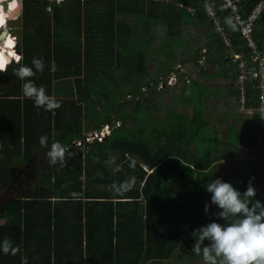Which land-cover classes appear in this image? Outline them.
I'll list each match as a JSON object with an SVG mask.
<instances>
[{"label":"trees","instance_id":"trees-1","mask_svg":"<svg viewBox=\"0 0 264 264\" xmlns=\"http://www.w3.org/2000/svg\"><path fill=\"white\" fill-rule=\"evenodd\" d=\"M71 1L76 2L72 3L75 4V7H68V9L78 8L81 10V0ZM106 1L107 8L105 10L112 11L109 15L111 18L115 16L116 12L126 15L137 13L141 22L139 38L146 41V44H150V41L151 43L156 41L167 30L169 36L181 42L180 36L184 28L187 25H193L198 19L201 22L205 21L203 25L210 27L209 23H206L205 15L199 10L196 14L190 15L185 8L176 6L177 2L182 1L198 8V0H173L171 4L165 0ZM258 1L244 0V9H242L247 13ZM22 4L23 11L20 19L23 28V42L20 48L23 56L18 62L11 61L7 64V70L0 72V185L8 179L9 166L20 158L26 160L33 155L32 147L38 143L41 134H47L48 140H50L53 130L58 129L56 122L52 123L50 116L45 117V113L51 115L52 110L46 111L43 108L37 110L33 101L22 95V81L14 74L13 68L20 64L28 65V61L32 60L34 56L42 57L36 53L37 50H47L46 60H50L56 55L60 42L56 40L54 41L56 45H52V37H55V23L61 19L66 7L54 6V13L45 16L41 10L51 4L49 0H22ZM176 9L179 10L176 11ZM30 17H33L35 22L32 23ZM38 19L44 20L46 23L43 25L42 21ZM152 20L153 23L151 24ZM189 20L190 22H188ZM223 23L232 36L233 47L231 48L223 42L220 33L214 27H212L214 31L206 32L205 30L204 34L209 41L204 44L208 43L211 51L210 54L207 53L209 55L207 61L214 65L215 59H218L219 70L217 73L215 72V75L221 74L234 82L236 88L230 92L240 101L241 91L236 84L239 68L238 63L233 60L232 53L240 52L248 60L250 56L232 16L225 13ZM164 28L166 29L163 30ZM160 29L161 32H157ZM137 33L135 32V35ZM262 34L264 35V11L257 20L254 30L259 45ZM42 35L48 37L41 39ZM30 42H32V47H29ZM161 43L162 41L157 40L155 45L161 46ZM204 44L194 48L189 60L182 58L181 62L185 65L179 63L178 58L173 53L174 49L179 48V44L168 50L162 48L161 51L164 53H159V56H166L164 58L166 67L161 68L162 74L167 78L170 76V71L177 73L176 80L185 83L181 90L187 96L184 100L189 103L200 102L198 112L195 105L193 106L194 113L192 122L189 124L190 129L184 127L183 122L176 120L178 126L169 134L170 149L168 150L167 146L165 148L163 145L161 147L162 153L158 149L151 153L150 148H148L149 144H146L147 141L139 137V131V136L132 138L118 134L123 131L122 124L119 126L120 129L116 135L109 140L97 141L95 146L88 150L86 158L80 152L67 155L68 151H65V160L57 167L58 174L54 178L48 177L46 180V184L55 191V197L59 199L57 202L51 200L50 193L40 191L28 199L17 197L9 204L7 211L0 215V217H5V221L0 224V238L7 237L14 245L19 246L15 255L0 253V264H3L5 260L6 264H20L18 258L21 255V248L23 249L28 238H35L37 229L42 240L41 246L38 244L37 247H40L49 258L48 262L44 258L41 264H165L169 258L175 257L174 254L178 258H182L184 254L193 255L192 258L189 256L186 258V264H195L194 260L197 257H202V255L192 252L195 239L192 230L210 220H220L219 217L213 215L218 209L210 203L211 194L206 191L204 185L224 172V160L231 156L232 148L237 146L240 140L236 123L228 122L227 137L223 140L224 146L222 145L218 151L216 149L213 153L209 147L221 139L215 137L211 139L207 136L206 139L201 138L203 141L202 148L200 146L194 151L188 150L192 142L191 139L198 137L199 131L209 125L208 120L200 121L201 117L205 115V109L209 102L202 101L203 97L200 101L197 92L199 89L206 91L210 88L206 85L200 86L197 83L202 77H208V74L203 72L204 67L198 64L201 57V47ZM158 46L155 47L158 48ZM144 52L140 53V66L145 70L144 59L146 54ZM229 61H233V64L230 65ZM178 65H183L187 69L186 72L181 74ZM50 69V67L48 69L45 66L41 72L39 71L40 78L38 80L41 81L38 82V86H41L42 82L43 85L45 83L46 93L52 95L53 74ZM34 73L36 74L38 71L34 70ZM158 79V77H153L150 85L156 86L159 82ZM256 83V79H251L245 84V103L248 108L258 104ZM215 89V95L219 96L218 89ZM220 93L224 94L221 91ZM57 100L61 102V99ZM139 102H142L141 97ZM61 111L60 107L55 109L56 113ZM68 113L70 114V112ZM71 114L76 116V119L74 117L67 124L68 130H64L63 138L60 140L63 144H71L75 137L82 134V106H78V110H73ZM251 116L250 118L264 126V121L259 120L256 114ZM126 118L127 115L122 120ZM261 137V134H250L245 146L249 147L256 143L262 144ZM184 139H188L187 142H184ZM225 151L228 156L223 158V153L220 152ZM129 154L131 158L127 157ZM132 155L143 160L152 169V172L148 173L142 163L134 159ZM95 159L97 160L94 161ZM112 159H114V164L121 167L113 170L112 166L108 164V161ZM106 161L108 166L105 164ZM130 164L134 166L130 167ZM236 173L239 175L244 173L245 175H240L239 180L236 181L226 173L223 180L230 181L234 187L241 191H244L251 183L256 189L255 198L264 202V167L257 165L250 173H248L247 167H241L236 170ZM129 178H134L131 187L126 184L119 187ZM97 184L100 187L95 189ZM113 184L117 185L119 190L112 189L110 186ZM75 191L78 194L73 195ZM261 191L263 192L262 196L258 193ZM112 198H117V202L114 203ZM206 202L209 203L207 213L204 211ZM59 204H64L68 210L79 213L77 215L79 223L70 226L77 235L74 236L76 244L69 251L70 254L74 255L70 257L73 262L65 261V257L59 248L58 231L56 227L53 230L52 226V218L56 210H59ZM82 210H84L83 216L86 215L83 223L81 221L83 218ZM116 210L140 211L131 217V214L118 213ZM98 211L99 213H95ZM92 218L96 219L92 220ZM176 218H180L189 231L188 236L183 241L180 239L182 231L175 222ZM36 220L41 221L37 224ZM39 225L41 226L38 227ZM49 253L52 254L49 256Z\"/></svg>","mask_w":264,"mask_h":264},{"label":"rangeland","instance_id":"rangeland-1","mask_svg":"<svg viewBox=\"0 0 264 264\" xmlns=\"http://www.w3.org/2000/svg\"><path fill=\"white\" fill-rule=\"evenodd\" d=\"M21 1L22 0H20V2ZM168 1L172 2L173 0ZM9 2L11 4H17L15 0H9ZM10 15L11 14L7 12V16L9 17L2 20L0 25V33L7 31V35L12 34L16 39V43L18 44V50L19 43L21 42V32L23 31L20 19L21 17H19V15L16 17H10ZM128 15L129 16H126L124 20L127 24L131 25V14ZM117 18H122V16H118ZM133 22V28L136 26L134 31L138 30V26L140 29L141 22L139 16H136ZM188 22H190V20ZM152 23L153 20L151 21V24ZM194 24L188 26L182 32V35L180 36L181 42L178 39H173L171 36H169V34H167V30L159 38V40L162 41L160 44L161 46L155 45L158 39L152 43L150 41V44H146V41H143L139 38L138 31V33L135 35L136 39H133L135 49H131V47H129V49L126 51L125 49H121V52H124V55L121 56L122 62H120L118 66L114 67L113 71L101 75V80H99V83L94 86V88L101 92V94L95 96L93 100L88 102V118L85 119L86 122L91 120H103L111 122L113 125H115L116 119H119L120 122H123V131L118 134H122L126 138H132L139 136V131V137H142L143 140L147 141L146 144H149L148 148H150L151 153H154L156 149L162 153L161 147L163 145L165 148L167 146L169 150L171 146L169 134H171L173 129L175 130L176 126H178L176 120L183 122V124H185L184 127L190 129L189 124L192 122L191 120L194 113L193 106L195 105L197 108L196 111L198 112L200 109V102L198 101L189 103L187 100H184L187 96H185L181 90L184 88L185 83L180 80H171L162 74L161 68L163 66L166 67V63H164V58L166 56H159V53H164L161 51L162 48L168 50L170 48H175L179 44V48L174 49L173 52L178 58V62L180 63L182 58L189 60L192 57L193 50L196 46H200V44H204L205 42L209 41L206 36H204V34H201V30H206V32L212 31L210 27L203 25V23L200 25ZM168 28L169 26L167 24V29ZM150 29H153V27H150ZM165 29L166 28L163 30ZM157 32H161V29L157 30ZM31 43L32 42H30L29 47H32ZM155 46H158V48ZM142 51H145L144 54H146L144 59V64L146 66L145 70L140 66V53ZM17 54L19 56V53ZM208 54H210V52ZM208 54H205V56L208 57ZM217 60L218 59H215L214 65H212V63H208L207 61L205 62V59L203 60V64L205 63L203 72L204 74H208V77L203 80L201 79L202 82L210 84L209 91L211 95L204 97L207 98V102H209L208 106H206L205 112L208 115L212 113V116L214 117L213 122L211 119H208L206 114L201 117L200 121H203V119L208 120L209 125L205 126L204 129L199 131L198 137L191 139L192 142L190 141L191 144L188 150L194 151L195 149H199L200 146L202 148L203 141L201 138L203 137L206 139L207 136V138L211 139H214L213 137L221 139V141L217 143L215 141V143L209 147L211 148L212 152H215L216 149L218 151V149L221 148L225 143L223 140H225V137H227L228 122H235L238 132L240 133L239 144L232 148L230 157H227L228 155L226 151L220 152L223 153V158H227L224 160V172L218 174V177L224 179L226 173H228L234 180L238 181L240 175H245L244 173L240 175L237 174L236 170L238 168L247 167L248 173H250L257 165L264 167V126L253 118H250L252 117L250 116V112L245 113L240 111L239 99L230 92L236 88L234 82L231 79H226L221 74L215 75V72L217 73V70H219V66H217ZM229 64L232 65L233 61H229ZM220 65L222 66V64ZM137 66L139 69L136 72ZM181 66V70H184V66ZM153 77L159 78V82L156 86H151L152 84L150 85ZM215 88L218 89L217 91L219 96L215 95ZM220 91L224 92V94L220 93ZM102 92L105 94L104 96H101ZM197 92L199 93V91ZM202 93L203 94L198 95L200 101L205 91ZM140 97L142 98L141 103L138 100ZM97 100H99V102ZM202 101L205 100L202 99ZM126 115L127 118L122 120V118ZM112 116L115 117L114 120H111ZM116 126L117 125L114 127ZM250 134H261L262 144L256 143L250 145L249 147L245 146L247 138ZM159 136L162 137L159 138ZM187 140L188 139H184V142H187ZM90 145L91 143L88 146ZM79 147L80 146H78V148ZM227 147L230 148V146ZM41 150H44V148L40 149V151ZM132 156L140 163L143 162V160L140 158L134 155ZM127 157L131 158V155L129 154ZM96 160L97 159L94 161ZM113 160L114 159L108 161V164L112 166L113 170H116L120 165L114 164ZM105 164L108 166L107 161ZM47 186L50 190H52L50 185ZM95 186L100 185L97 184ZM258 193L260 196L263 195L262 191ZM73 194L78 193L75 191ZM175 222L181 228L182 232L180 234V239L183 241L186 239V236H188V228L184 225L180 218H176ZM174 255L175 257L169 258L165 264H186V258H188V256L192 258L193 256L184 254L182 255V258H178L176 254ZM194 262L195 264H206V262L203 260V257H197Z\"/></svg>","mask_w":264,"mask_h":264},{"label":"crops","instance_id":"crops-1","mask_svg":"<svg viewBox=\"0 0 264 264\" xmlns=\"http://www.w3.org/2000/svg\"><path fill=\"white\" fill-rule=\"evenodd\" d=\"M49 2H51V4L47 5L41 10V12L45 14V16L52 15L54 13V9H53L54 6H63L66 8L63 10V15L61 16V19L59 18L60 20L57 23H55V26H56V28L54 29L55 37L54 36L52 37L53 39L52 45L54 46L56 45L54 42L56 40L60 42V44H58L56 55L51 57L50 60L49 59L46 60L45 58H47L48 56L47 50L41 49V50L36 51L37 54L42 55L44 64H46L45 65L46 68L49 69L50 67L51 69H54L52 70L53 78L51 82V86H52L51 94L56 99H61L59 107L62 111L60 113H56L55 109L52 110L51 115L45 113V117L48 118L50 116L49 118H51L52 123L56 122L57 128H58L56 131L53 130L52 138L48 141L49 143L53 141L60 142V140L63 138L62 134L64 133V130L65 131L68 130L67 124H69L73 120L74 117L76 119V116H73L71 112L73 110L77 111L78 106H82V113H83L82 134L79 137H75L72 140L71 144L66 143L67 144L66 145L61 142L60 143L65 148V151H68L67 155L80 152L81 155L84 158H86L88 150H91L92 147L95 146L96 142L92 143L90 146H88L89 144L88 145L85 144L83 146H80L79 148L75 146L76 145L75 142L78 140V138H81L82 135H84L86 132L91 131V130H97L98 128L102 126V124L106 122L103 120L102 121H92L91 120V121L86 122L85 119L88 118V112H87L88 105L87 104L90 100H93L95 96H98L99 94H101V92H99L97 89L94 88V86L99 83V80H101L100 76L106 74L107 72L113 71L114 67L118 66L119 63L122 62L121 56L124 55V52L122 53L121 49L122 50L125 49V51L128 50L129 47H131V49H135L134 44H133V39H136V36H135L136 30L134 31L136 26L135 28H133L134 27L133 20L137 16V13L135 14L132 13L130 15L131 25H129L124 20L125 17L129 15L116 12L113 18L109 17L112 11L105 10L107 8L106 0H81V5H80L81 10L78 8L71 9L72 7H75V4H72V3H76L75 1L49 0ZM165 2L170 3V4L172 3L171 1L169 2L168 0H165ZM198 3H199L198 8L191 4L187 5L182 1L177 2L176 6L177 7L179 6L180 8L181 7L185 8L190 15L196 14V12L199 10L202 14L205 15V18L207 20L206 23H209L211 27L210 29L214 31L212 28L213 26L211 25V23L209 22L207 18L205 8L203 6L202 1L198 0L197 4ZM20 5H21V12L20 14H18L19 17H21V14L23 11L22 1L20 2ZM68 7H71V8L68 9ZM177 10L179 9H176V11ZM33 11L35 12L36 10H33ZM118 16H122V18H117ZM38 20L42 21L43 25L46 23L44 20H40V19ZM30 21L33 23L35 22V19H33V17H30ZM111 22L113 23L111 24ZM195 22H197L195 23L197 25L198 24L200 25L202 23L205 24L204 23L205 21L201 22L200 19L196 20ZM37 23L40 24L38 21ZM188 26L190 25H187L184 28V30ZM138 31H139V26L136 32ZM204 33H205V30L204 31L201 30V34H204ZM47 37H48L47 35H42L41 39H46ZM159 38L160 37H158V40ZM22 39H23V36L21 32V36H20L21 42L19 43V49H18V51L21 52L20 53L21 57L23 56V52L20 48L23 42ZM37 40L39 42L38 36H37ZM260 42H261L260 45L258 42L257 43L260 49L264 51V35L263 34L261 35ZM207 44L208 43L204 44V46L201 47L202 48L200 52L201 57L198 60V64L203 67L205 65V63L203 64V60L205 59V62L207 61V57L205 56V54L211 52ZM200 45H203V44H200ZM28 65H31V60L28 61ZM138 69L139 67L137 66L136 72ZM186 70H187L186 68L184 70H180V73L182 74L186 72ZM40 72L38 71V73L36 74L34 73L33 76L28 77L37 86H38V82L41 81V80H38L40 78L39 76ZM169 75H175L176 78L178 76L177 73H173L171 71L169 72ZM205 78L207 77H202L201 79L203 80ZM201 79L199 80V82H197L198 85L200 86L206 85L210 87L209 83L202 82ZM42 85H43V82H42ZM43 86L45 87V83ZM198 91H199V94H203L202 92L205 90L199 89ZM104 95L105 94L102 92L101 96H104ZM209 95H211V93L209 90L206 89L202 97L205 101H207V98H204V97H207ZM138 100H140V98ZM97 101L99 102V100ZM29 102H31V100H29ZM68 112H70V114ZM206 115L213 122L214 117L212 116V113H210L209 115L208 114ZM111 118H112L111 120L115 119V117L113 116ZM118 130H119V127L113 128L111 130V134L108 135L104 139V141L109 140L112 136L116 135ZM32 148L34 152L42 149L39 143L34 144ZM45 150L46 149L44 148L43 151ZM26 160H23L22 158H20L16 162L20 163V161H26ZM60 163L61 162H58L57 166H59ZM142 166L143 167L145 166L144 169H146L148 173L152 172V169L149 168L148 165L145 164L144 162H142ZM120 167L121 166H119L118 168ZM57 174H58V170L56 169L54 170L52 174H49L47 178L48 177L54 178V176H56ZM7 176L9 175L7 174ZM5 182H7V180ZM95 187H96L95 189H97L100 186H95ZM45 192H48L51 194L50 198L53 202H57V200H59L55 197L54 190L49 189ZM16 198L17 197H15V199ZM112 200L115 203L117 202L118 199L112 198ZM6 211L7 209L1 211L0 215ZM116 211L118 213L131 214V217H133V215L135 213H138L140 210H116ZM95 213H99V211ZM95 213H92V214H95ZM83 214H84V210H82V217H83L81 220L82 223L84 222L85 216H86V215L83 216ZM77 215H79V213H76L73 210H68V207H65L64 204H59V210H56L55 215L52 218L53 230L56 227L58 231L57 233H58V238H59V243H60L59 248H60V252L62 251V254L65 257V261L73 262V259L70 257H73L74 255L70 254L69 251L72 250L71 247L75 246L76 241H75L74 236H77V235L75 234V230L71 228L70 226L73 224L79 223ZM94 219L96 218H92V220ZM4 221H5V217H0V224L3 223ZM40 221L41 220H36V223L38 224ZM130 221H134V220H130ZM40 226L41 225H39L38 227ZM37 230H36L37 235L35 236V238L34 239L28 238V240H26L23 246V249L21 248V255L18 258L20 264H41V262L44 261V258L46 259L47 262L49 261L48 256H46L45 253H43L40 247H37L38 244H40V246L42 244L40 234L37 232ZM50 254L52 253H49L48 255L50 256ZM52 260L54 261L53 257H52ZM6 263L7 262L5 260L3 264H6Z\"/></svg>","mask_w":264,"mask_h":264},{"label":"clouds","instance_id":"clouds-1","mask_svg":"<svg viewBox=\"0 0 264 264\" xmlns=\"http://www.w3.org/2000/svg\"><path fill=\"white\" fill-rule=\"evenodd\" d=\"M13 59L19 61V57L9 53V62ZM0 65V72L7 70V64L2 59ZM44 67L43 58L34 56L31 65L20 64L13 68V72L22 81V95L30 98L37 110H54L60 106V101L46 93L43 85L37 86L26 79L34 75V70L42 71ZM38 143L46 149L45 155L50 164L64 162L65 148L60 142L49 143L47 134H41ZM133 182L134 178H129L119 187L125 184L131 187ZM110 187L119 190L115 184ZM204 187L211 194L210 203L218 209L213 215L220 220H210L192 230L195 238L192 252L202 255L206 264H264V202L255 198L256 189L249 183L241 191L220 177L211 179ZM204 211H209L207 202ZM18 247L7 237L0 238V253L15 255Z\"/></svg>","mask_w":264,"mask_h":264},{"label":"built area","instance_id":"built-area-1","mask_svg":"<svg viewBox=\"0 0 264 264\" xmlns=\"http://www.w3.org/2000/svg\"><path fill=\"white\" fill-rule=\"evenodd\" d=\"M201 1L209 22L220 33L223 42L231 48L233 47V40L223 23V15L228 13L234 19L250 56L248 60L240 52L232 53L233 60L238 63L239 68L236 84L237 88L241 91L240 109L245 113L250 112L251 115L256 114L259 120L264 121V51L260 49L254 36L256 22L264 11V0H259L247 13L243 10L244 0ZM18 57L20 59L21 54ZM178 68L181 70V65H178ZM169 78L176 80L175 75H170ZM251 79L257 80L255 88L258 91L256 96L258 104L252 108H248L245 103V84ZM120 124L119 120L115 121L116 127L120 126ZM115 125L106 121L97 130L88 131L81 138H78L75 146L78 147L103 141L111 134V130Z\"/></svg>","mask_w":264,"mask_h":264},{"label":"flooded vegetation","instance_id":"flooded-vegetation-1","mask_svg":"<svg viewBox=\"0 0 264 264\" xmlns=\"http://www.w3.org/2000/svg\"><path fill=\"white\" fill-rule=\"evenodd\" d=\"M45 152L46 150L35 151L33 156L26 161L16 162L9 166L7 182L14 181L21 185V189H19L20 197L24 193L31 196L37 192L49 190L46 179L49 174L57 169L58 163L55 165L50 164ZM25 183L28 185L27 187L24 186Z\"/></svg>","mask_w":264,"mask_h":264},{"label":"bare ground","instance_id":"bare-ground-1","mask_svg":"<svg viewBox=\"0 0 264 264\" xmlns=\"http://www.w3.org/2000/svg\"><path fill=\"white\" fill-rule=\"evenodd\" d=\"M3 2H4L3 6L0 7V25H1L2 20L6 18L7 12H9L12 15L13 13H15V11H17V9H19V6H20V0H15L17 4L15 3L11 4L9 0H3ZM1 34L2 32L0 33V35ZM0 39H4V40H0V59H2L6 64H8L9 63V53L11 54L15 53L13 57H18V54H17L18 44L16 43V39L12 34L7 35V31H5L3 35L0 36Z\"/></svg>","mask_w":264,"mask_h":264},{"label":"water","instance_id":"water-1","mask_svg":"<svg viewBox=\"0 0 264 264\" xmlns=\"http://www.w3.org/2000/svg\"><path fill=\"white\" fill-rule=\"evenodd\" d=\"M3 4V0H0V7L3 6ZM20 12L21 5L19 6V9L15 11V13L10 15V17H16L18 14H20ZM4 32H2L0 36H2ZM17 53H19L20 55L21 52L17 51ZM12 61L16 62L15 59H13ZM24 186L27 187L28 185L25 183ZM19 189H21V185L19 183H15L14 181L6 182L0 186V212L6 210L8 208V205L13 202L15 197L20 196L21 193L19 192ZM22 197L25 199L30 198V196L26 193L22 194Z\"/></svg>","mask_w":264,"mask_h":264},{"label":"snow or ice","instance_id":"snow-or-ice-1","mask_svg":"<svg viewBox=\"0 0 264 264\" xmlns=\"http://www.w3.org/2000/svg\"><path fill=\"white\" fill-rule=\"evenodd\" d=\"M12 55H15V53H12ZM0 66H2V65H0Z\"/></svg>","mask_w":264,"mask_h":264}]
</instances>
